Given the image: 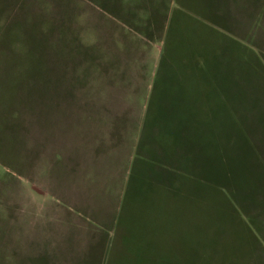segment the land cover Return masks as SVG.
Wrapping results in <instances>:
<instances>
[{
  "label": "rangeland",
  "instance_id": "obj_1",
  "mask_svg": "<svg viewBox=\"0 0 264 264\" xmlns=\"http://www.w3.org/2000/svg\"><path fill=\"white\" fill-rule=\"evenodd\" d=\"M259 3L256 22L258 6L242 10L237 0L219 6L220 17L177 12L178 0H0V264L48 263L23 251L55 239L42 226L33 238L30 223H109L91 259L81 251L75 264H264ZM136 4L171 9L147 99L135 105L145 136L165 149L167 189L138 178L136 167L119 196L103 194L70 171L82 157L77 95L97 90L95 19L111 16L112 6L134 15ZM79 238L68 256L95 242Z\"/></svg>",
  "mask_w": 264,
  "mask_h": 264
},
{
  "label": "crops",
  "instance_id": "obj_2",
  "mask_svg": "<svg viewBox=\"0 0 264 264\" xmlns=\"http://www.w3.org/2000/svg\"><path fill=\"white\" fill-rule=\"evenodd\" d=\"M178 1L179 5L175 6L177 12L191 10L190 14L198 15L197 12L200 11L202 15L213 13L214 17H220L215 10H218L219 6L225 8L231 1L236 0H197L198 4H202L199 9L194 7L197 1L190 0V5L186 4V6L183 2L180 3V0ZM237 1L241 4L240 8L244 4L242 10H247L248 2L251 9H257L258 6L260 11L255 13L258 14L255 18L256 22L258 18H261L260 0ZM121 5L126 7L120 3L117 9H122ZM158 7L153 8L151 12V7L145 8L142 4H136L133 8L134 15L128 13L120 16L118 12L115 15V7L112 6L111 16L101 20L95 19L97 27L94 68H100L96 77L97 90L94 94L88 95L86 93L88 91H85V96L82 91L77 95L80 103L75 108L77 118L74 120L79 124L78 152H82V157L70 166L71 172L80 173L74 178L83 176L94 192L101 185L104 189L103 194L110 193L112 189L114 194L119 196L121 189L126 186L128 173L131 176L136 167L138 178L143 174L148 175L154 188L159 191L167 189L165 149L161 144H155L154 134L152 137L145 136L143 113L139 111L138 116V109L135 107L137 99H147V91L151 88L152 80L150 68H158L159 55L162 51L157 42L161 37H165L170 21L171 9L165 5L161 7L162 9ZM127 10L129 11V8ZM158 10L160 13L157 12ZM177 12H173V17L180 14ZM220 20L222 24L225 23L224 17ZM221 22H214V24L222 25ZM150 141L155 145L153 152L147 147ZM150 153L154 155L152 159ZM72 162L71 156L70 165ZM148 164H152L155 168L152 173L143 172L144 168L148 170ZM38 224L30 223L29 225L33 238L36 232L39 233L38 227L42 226L44 237L55 239L42 240V244L48 246H44L41 251L39 247H36L39 240L36 243L30 242L31 245H27L23 251H29L31 253L29 257L32 260L47 259V264H75L76 256L81 251L84 252L83 257L88 254L84 258L91 259L93 247L103 244L104 236L110 228L109 223ZM54 227L57 231L51 230ZM78 237L86 240L92 238L95 242L91 246L89 242L86 247L78 246L79 252L70 253L68 256L66 253L68 247L73 245ZM69 257L73 259L71 263H69Z\"/></svg>",
  "mask_w": 264,
  "mask_h": 264
}]
</instances>
